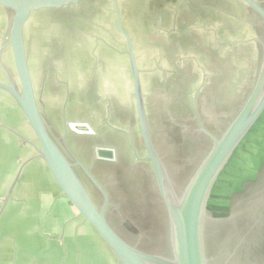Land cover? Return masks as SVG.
Returning <instances> with one entry per match:
<instances>
[{"label":"crops","instance_id":"obj_1","mask_svg":"<svg viewBox=\"0 0 264 264\" xmlns=\"http://www.w3.org/2000/svg\"><path fill=\"white\" fill-rule=\"evenodd\" d=\"M228 1L117 0L121 28L132 42L145 104L153 99L145 90L150 83L145 85L143 80L149 74V91H183L186 100L197 98L194 102H205L201 98L204 90L221 89L222 84H227L219 77H215L219 82L212 83V76L229 75V68L237 65L227 62L228 53L234 49L229 46L239 43L247 46L242 50L237 46L235 58H247L250 62L251 57L254 63L248 65L255 67L247 74H256L258 44L253 39H258V31L245 23L247 7L240 0H232L231 4ZM83 4L93 13L76 19L75 30L65 22V36L60 37L57 47L63 80L59 88L55 82L47 86L51 102H67L66 108L75 110L76 115L69 114L66 123L62 122L64 132L67 123L80 122L89 124L92 136L110 137L114 129H130L135 119L137 122L127 44L116 28L111 0L112 10L106 13L113 19L107 25L98 21L101 12L98 13L94 2H83L75 10ZM3 16L0 13V20ZM233 17L238 21L230 22ZM234 24L248 25L246 37L250 38L235 40L237 30L231 31L234 39L228 37L229 25ZM113 55L119 62L117 73L122 75L121 80L117 73H111L115 66L111 61ZM1 62L11 74L14 65L9 48L2 51ZM115 80L121 83L115 84ZM0 82H6L2 69ZM36 98L40 103L37 94ZM159 99L165 102V94L161 93ZM53 109L58 110L56 106ZM96 146L115 148L103 142ZM36 147L34 134L21 110L0 89V264H118L62 195Z\"/></svg>","mask_w":264,"mask_h":264},{"label":"water","instance_id":"obj_2","mask_svg":"<svg viewBox=\"0 0 264 264\" xmlns=\"http://www.w3.org/2000/svg\"><path fill=\"white\" fill-rule=\"evenodd\" d=\"M85 1L0 0V9L9 15L7 40L0 47V67L6 82H0V89L9 94L21 110L37 142L38 156L44 161L62 195L97 234L118 264H264V169L261 170L264 163H256L261 161L260 153L249 156L246 172L239 174L236 170L243 166L238 163L242 160L240 157L245 143L248 139L254 140L264 124V42L253 39L261 48L260 62L251 91L232 120L214 135L202 126L196 116L199 129L211 140V144L185 188L176 193L151 139L131 39L121 28L117 0H111L116 28L127 44L138 133L146 152L144 161L152 165L157 187L168 211L171 256L166 257L131 245L111 224L107 216L109 199L105 189L71 151L65 138L57 142L36 98L25 45L26 26L34 16L60 14ZM241 1L254 10L264 24V9L255 0ZM5 48L11 51L17 83L1 62V53ZM263 139L264 129L262 144ZM95 154L100 161H112L114 158L113 149L106 146H96ZM77 168L100 194V206L93 200ZM229 174L234 175L231 178L233 183L226 191L227 202L217 206L219 214L214 216L213 210H210L211 195L222 181L228 179ZM246 182L251 184L248 190L244 187ZM123 223L131 228L128 221Z\"/></svg>","mask_w":264,"mask_h":264},{"label":"flooded vegetation","instance_id":"obj_3","mask_svg":"<svg viewBox=\"0 0 264 264\" xmlns=\"http://www.w3.org/2000/svg\"><path fill=\"white\" fill-rule=\"evenodd\" d=\"M91 1L92 0H86L84 3L89 4ZM255 1L264 9V0ZM242 4L248 9V22L245 23L254 26L253 28L257 30L259 34L258 39L264 42V24L262 19L244 2H242ZM70 9L74 8L66 9V13L70 11ZM260 57L261 48L258 45V65ZM248 80L249 77L247 78V82ZM251 87L252 85L250 84L243 85L234 99L226 100H223L221 95L222 88L210 89L211 91L204 90L201 98L205 102H194L197 98L190 99L188 97L186 100L184 97L185 95L181 93L183 91L178 92L176 90H171L168 92L169 97L167 101L169 102H166L165 100L164 105H152L151 110L147 108L146 104L150 135L154 148L176 193H179L185 188L188 180L199 166L211 144V140L199 129L196 116H198V119L204 128L211 131L214 135H217L242 107L251 91ZM216 92H218V94H216ZM211 97H213L214 100ZM218 98H220V101L222 100L224 102H239L236 111L235 109L229 110L228 106L224 108L221 106L217 117H211V115L208 116V112L212 109L210 103L219 102L217 100ZM52 102H55V99H53ZM50 129L54 137L57 139V135L59 134H56V131L53 128L50 127ZM263 129L264 124L262 123L260 129L253 138L254 140L248 139L245 143L242 152V157L244 158L240 157L242 160L238 163L243 166L236 168L239 174L246 172L249 156L256 155L258 152L260 153L261 161L257 160L256 163H264V144L261 143ZM91 136L92 135L88 137L72 136L70 139L73 146H75L74 152L81 163L89 169L90 173L104 189L106 185H102V179L93 172L92 167L94 166L105 174L102 176L103 178L111 180L112 177L118 184V187H121L122 189H124L125 186L129 187V189L126 190V200L124 202L116 201V204H112L110 203V195L107 194L109 199V206L107 209L108 219L112 217L116 221V223H114L117 228L116 230L131 245L136 246L143 251L170 257L168 211L165 201L157 187L152 165L150 162L144 161L146 158V152L139 133L138 140H132L130 139V136H128V148L131 151V156H129V158L132 159L136 165L134 166V171H129V169H127V167H129L128 158L125 157L126 153L123 151V148L119 143L115 145V148L113 149L114 158L112 161L103 160L98 162L100 160L97 159L95 154L96 144L99 142L112 144L114 141L110 137H103L101 135ZM57 142L59 143L58 139ZM134 154H136L139 160L136 159ZM262 169H264V165L261 167V170ZM77 171L81 178L90 184L82 170L77 168ZM233 175L234 174H229L227 177L228 179L222 181L220 186H218L217 191L215 193L213 192L214 194L211 195L210 203L212 209L210 208V210H213L212 212L214 216L219 214L217 206L221 205V203L227 202L225 200L226 191L233 183V181H231ZM249 183L250 182H246L244 186L247 190L251 187V184ZM98 195L100 200H102L99 193ZM114 205L117 207H126L125 213L127 215L125 216V219L128 218L131 228L123 223L125 219L121 220L122 212L121 214L118 212L120 211V208L113 210Z\"/></svg>","mask_w":264,"mask_h":264},{"label":"rangeland","instance_id":"obj_4","mask_svg":"<svg viewBox=\"0 0 264 264\" xmlns=\"http://www.w3.org/2000/svg\"><path fill=\"white\" fill-rule=\"evenodd\" d=\"M231 1L232 0H229L228 2L231 4L232 3ZM93 2H94V7H96V9L98 10V13L101 12V15H99L100 18H97V19H100L98 21H100L102 24L107 25V21H111L113 19L112 15L106 13V10H109V11L112 10L110 0H92L90 3H93ZM88 7L89 6H87L86 4H83L77 8V11L75 10L76 8H74V9H70V11H68L67 13L65 11V12L60 13V14L51 13V14L34 16L30 22V25H27L26 29H25V45H26L27 54H28L29 68H30L31 76H32L34 83H35V91H36L37 97L41 100L40 105H41L42 112L44 113L46 120L49 119L52 122L50 124V127L56 131V134H59V135H57V139H58L59 143L62 142L65 138V141L67 142L69 148L75 154V156H77L76 153L74 152L75 146H73L72 141L70 140L72 138V134L67 132V131L64 132V130H62L63 129L62 122L64 121V123H66V120L68 119L69 114L70 115H76V113L73 112L75 110L72 111V109H70L72 107H67L68 108L67 109L66 108L67 102H58L57 104L55 102H51L50 93H49V86H47V85L51 84L49 82H53V83L55 82V83H57V85H56L57 88H59L60 87L59 85H61V84H59V82H60V80H63L59 74L61 67H60V54L58 53L57 47H59L58 45L60 44V41H59L60 37L65 36L63 33V31H64L63 26H64L65 22H67L68 24H72V26H74L73 27L74 30L77 29L75 27L76 21H74V20H76L78 18L86 17L88 15H91V13H93V9L90 8V10H87ZM94 7H92V8H94ZM0 13L5 15L0 20V42L2 41V44H4L5 41L7 40L6 30H7L9 15L2 9H0ZM96 16H98V15H96ZM241 18H242V16H241ZM44 20H47V22H44ZM237 21H238L237 18H234V17L230 19V22H237ZM103 22H105V23H103ZM44 24L47 25V27H45ZM231 26L232 27H230V25H229V28H228V33H229V34H227L228 37H230L232 39H234L235 37H238L235 40H246L247 38H250V36L246 37V35H249L248 30L250 27H248V25H246V24H244V25L243 24H240V25L234 24ZM78 28L81 29V27H78ZM233 30L238 31V33L236 34L237 36H235V37H232V35H231V31H233ZM111 31H113V29H111ZM31 32H32L33 36H32V34H30ZM100 35H102V32ZM237 46H239V49L242 50L247 45L239 43V44H236L234 46H229L230 48H234V49H231L230 50L231 53H228L229 57L227 59V62H228V64L229 63L237 64L236 66L233 65L229 68V72H228L229 75L227 76L226 74H223V75H213L212 76L213 77L212 83L214 81L219 82L216 80L218 77L223 82H226V80H227V84L226 85L222 84L220 87V88H222L221 95H222L224 100L232 99V98L234 99L236 97V94H238L237 92L240 90V88L246 84L252 85V82L255 78V75H248L247 74L250 71L252 72L254 67H255V65L254 66L248 65L250 62L251 63L253 62L251 60V57H250V62L247 58H244V60H241L239 58H237V59L235 58V55L238 54V52H237L238 47ZM117 49L120 52V47H118ZM234 51H236V52L233 53ZM54 52H55V54H54ZM53 55L56 56V59H54V60H52ZM113 59H114V55H113ZM111 61L114 62V65H115L114 71L111 70V73L115 74V73L119 72V69H118L119 62H118L117 57ZM223 61H225V60H223ZM2 64H3V62H2ZM3 66H4V64H3ZM1 69L2 68L0 67V70ZM240 71H242L243 73L238 74ZM236 72H238V73H236ZM149 75L143 76V80H144L145 85H148L149 83L152 84L151 83L152 81L150 79L148 80ZM116 76L119 77L118 79H120V77H122V75L120 74V76H119L118 73ZM12 77H13L15 83H17L16 75H15V72L13 69H12ZM65 77H66V75H64L63 78H65ZM215 77H217V78H215ZM248 77H249V80L247 82ZM120 80H118V81L115 80V84L117 82L120 84L121 83ZM207 85H209V83L204 85V87ZM148 86H147V88L145 86V90H147L146 94L149 97L153 95V99L150 101V98H149L148 99L149 102H146L148 109H151L152 105L153 106H155L157 104L158 105H164V102H161L159 99V96L161 93L165 94L166 102H169V101H167V99L169 97L168 92L171 90H168V89L166 90V89L162 88L161 92H159V91L151 92L148 90ZM46 88H48V89L46 90ZM241 91H242V89H241ZM213 93H215V92H213ZM216 94H218V92H216ZM238 103L239 102H211L210 106L212 109L208 112V116L211 115V117L212 116L217 117L219 115V111H220L221 106H223V108L228 106L229 110L235 109V111H236L237 106L239 105ZM55 106L58 108V110L56 112L53 109V107H55ZM56 113H58V114L55 115ZM137 130L138 129H137L136 119H135L134 124L132 126H130V129H124V128L121 129V131L128 133L130 136V139H132V140H134V139L138 140V131ZM123 132L113 131L109 136L114 141V142H112L114 147L118 143L121 145V147L123 148V151H125V153H126L125 157L128 158L127 160H128L129 165L128 164L127 165L129 167H127V169H129V171H134V169H135L134 166H136V165L134 164V161L129 158V156H131V151L128 148V139L129 138H128V135L123 133ZM74 137H76V136H74ZM77 137H80V136H77ZM263 142H264V139H263ZM77 158H78V156H77ZM98 162H101V161H98ZM92 170L95 173V175H97L100 179H102V185L103 184L106 185V187L105 186L104 187H105L107 194L110 195V203L116 204V201L124 202L126 200V190L129 189L128 186H125V188L122 189L121 187H118V184L116 183V181L113 180L112 177H111V180L103 178L102 176H104L105 174H103L101 172V170L98 169L97 167H95V166L92 167ZM84 182L87 185L89 191L91 192L93 200L95 201V203L97 205L100 206L101 200L99 198L97 191L86 180H84ZM124 194H125V196H124ZM113 208H114L113 210H117V208H120V211H118V212H120V214L122 212V214H121L122 220L126 218L125 217L127 215L125 213L126 207H124V206L123 207L122 206L117 207L116 205H114ZM109 221L115 227L114 223H116V221L112 217L109 218ZM124 221H128V218L125 219Z\"/></svg>","mask_w":264,"mask_h":264},{"label":"built area","instance_id":"obj_5","mask_svg":"<svg viewBox=\"0 0 264 264\" xmlns=\"http://www.w3.org/2000/svg\"><path fill=\"white\" fill-rule=\"evenodd\" d=\"M67 128L70 132L78 136H90L94 134L93 129L86 123H67Z\"/></svg>","mask_w":264,"mask_h":264}]
</instances>
